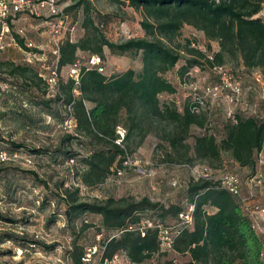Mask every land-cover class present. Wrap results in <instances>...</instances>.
<instances>
[{
    "label": "trees",
    "instance_id": "1",
    "mask_svg": "<svg viewBox=\"0 0 264 264\" xmlns=\"http://www.w3.org/2000/svg\"><path fill=\"white\" fill-rule=\"evenodd\" d=\"M121 1L142 16L139 25L144 36L117 42L109 40L88 16L90 2L79 0L75 6L84 4L86 15L82 26L85 34L75 42L68 39L60 42L58 69L64 66L69 69L79 62L80 94L73 96L72 81L68 79L62 83L59 75L60 94L53 95V98L40 96L36 101L39 108L47 110L57 103L69 105L74 130L95 142L84 155H80L70 147L77 138L65 133L52 146L31 149L36 155H46L62 163L72 161L74 173L86 186L104 182L113 167L114 175L122 169L123 156L127 153L124 144L136 136L140 143L155 123L169 120L175 124L174 138L170 141L172 147L183 140L192 124H204L203 113H190L186 106L179 112L174 105L160 104L161 95L175 92L165 74L179 60H184L179 68L180 74H189V70L195 68L200 70L204 64L212 71L213 66H222L227 59H232L245 70H258L264 80V21L258 16L264 0ZM185 25L201 32L208 43L216 42L218 49L209 52L207 44L205 51L187 41V56H182L172 43ZM17 35L13 37L16 44L25 49L23 38ZM104 49L118 56L138 55L140 69H126L107 76L95 68L88 69L86 62L76 59L78 51L87 52V58L90 55L102 58ZM207 54L211 55V59ZM4 64L9 65V75L22 77L19 86L24 92L29 90L26 93H32L33 87L43 79L28 65ZM117 126L125 130L123 146L114 143ZM194 148L199 158L203 159H219L222 151L229 153L231 161L250 171L249 177L256 172L259 154L264 149V120L257 114L236 113L224 124L223 138L219 142L212 135H202L195 138ZM77 164L81 165L80 170ZM191 177L184 189L185 207L177 204L165 207L147 196L107 197L87 202L80 199L78 188L62 183L56 185L55 192L64 205L66 225L75 224L85 214L98 215L100 228L112 233L102 241V259L122 253L130 263L144 262L160 251L158 230L145 228L142 236L140 226L150 220L174 227L179 223V214L191 207V223L179 230L173 238L171 250L165 251L183 258L176 264H264L260 234L252 228L238 200L215 181ZM115 178L120 177L115 175ZM40 181L47 186V182ZM147 211H158L162 218L171 215L175 220L165 223L159 218H142ZM2 219L14 223L0 214ZM86 227L89 225L84 223L83 228ZM3 239L15 240L12 235ZM17 242L21 246L31 243L46 250L54 248L52 244L23 237ZM85 254L83 246L72 241L64 255L68 264H89L83 261ZM16 264H22V261Z\"/></svg>",
    "mask_w": 264,
    "mask_h": 264
},
{
    "label": "rangeland",
    "instance_id": "2",
    "mask_svg": "<svg viewBox=\"0 0 264 264\" xmlns=\"http://www.w3.org/2000/svg\"><path fill=\"white\" fill-rule=\"evenodd\" d=\"M78 1L59 0V4L66 9L68 15V22L60 35V42L65 39L75 42L85 34L82 26L86 15L84 4L75 6ZM88 1L90 2L88 16L93 21V25L109 40L117 42L144 36L139 25L142 16L126 2ZM72 6L75 7L69 9ZM258 16L264 21V5ZM10 27L12 37L21 30L24 38L36 46L34 49L36 52L51 57V46L48 41L49 26L44 17L21 15L11 22ZM187 41L205 51L207 44H209V52L218 49L216 42L208 43L201 32L185 25L173 40L172 46L179 49L182 56H187L185 49ZM18 47L17 44L11 43L0 50V149L5 150L10 156L8 160L0 162V214L14 221L10 223L5 221L6 219L0 220V264H16L19 260L22 264H68L64 254L70 248L72 241L82 245L86 253L94 251L89 264L100 263L102 241L112 233L100 228L98 215L85 214L75 221V224L66 225L63 215L64 205L55 192L59 183L78 188L80 199L87 202L103 200L107 197L147 196L165 207L175 204L185 207L187 202L184 189L192 178L186 165L206 166L214 175L230 172L236 174L242 182L250 174L249 170L231 161L229 153L224 151L220 153L219 159L199 158L194 145L195 138L202 135H212L216 142H219L223 138L224 124L236 113L245 111L249 114H257L264 120V80L258 70H245L235 60L227 59L222 66L240 84L244 94L241 102L234 103L223 96L210 101L208 109L203 112L204 124L202 126L192 124L183 140L178 141L175 147L170 145L171 139L174 138L175 124L169 120L155 123V127L140 143L136 136L124 144L130 156L138 157L146 164L140 166L141 171H137L135 167L121 166L122 175L117 179L113 167L104 182L86 186L74 173L72 168L75 165L72 161L62 163L60 160L51 159L46 155H36L31 151L33 148L54 145L65 133L77 138L71 142L70 147L73 152L80 155H84L95 142L77 133L74 126L70 129L63 128L61 125L63 118L68 114L71 115L68 105L57 103L49 110L37 106L38 97L53 98V94H47L43 79L33 87L32 93L24 94V89L19 86L22 77L9 75V65L4 63L28 65L37 73H41V69L37 64L27 63L22 52L23 48L18 49ZM87 56V52L78 51L76 59L85 63ZM102 59V74L107 76L121 73L126 69L138 71L141 67L138 55L118 56L104 49ZM183 62L184 60H179L176 66L165 74L166 79L175 87V92L159 97L162 106L174 105L179 112H182L186 106L188 93L191 92L192 87L201 89L215 82V75L206 64L195 72L191 69L189 74H180L179 68ZM59 75L60 81L65 83L69 79L68 67L61 68ZM262 156L264 160V150ZM77 167L80 170L81 165L77 164ZM148 170L151 171L150 175L147 173ZM40 180L47 182L48 187L42 185ZM245 187L242 186V191L246 192L245 194L251 193L253 199L264 196V193H259V189ZM142 218H159L165 223H172L175 220L171 215L162 218L158 211H147L143 213ZM84 223L89 227L83 228ZM7 235H12L15 240L3 239ZM20 237L43 242L46 245L52 244L54 248L46 250L31 243L21 246L17 242ZM7 251L10 253H3ZM182 260L183 258L173 253L159 251L139 264H164L168 261L176 264Z\"/></svg>",
    "mask_w": 264,
    "mask_h": 264
},
{
    "label": "built area",
    "instance_id": "3",
    "mask_svg": "<svg viewBox=\"0 0 264 264\" xmlns=\"http://www.w3.org/2000/svg\"><path fill=\"white\" fill-rule=\"evenodd\" d=\"M21 15L44 17L46 19V23L49 26L48 41L51 46V57L36 52L34 50L36 46L31 41H27L24 38L21 30H19L17 34L24 40L25 49H22V52L24 53L25 61L40 66L42 74L39 73V76H41L45 82L47 94H60L58 69L60 35L62 34L64 25L68 22V15L64 7L59 4V0H0V50L4 49L6 45L11 43L16 45L14 38L11 36L10 24L16 17ZM192 46L194 45L192 44ZM207 57L211 59L210 54H207ZM102 63L103 59L100 56L90 55L87 58L86 66L88 69L95 68L98 72L102 73ZM193 70L195 72L197 69L195 68ZM212 73L215 75L214 83L203 86L201 89L192 87L191 92L188 93L186 107L190 113L198 114L205 112L208 109V103L210 101H215L222 96L234 103L242 101L244 94L240 84L232 78L231 74L224 70L223 66H213ZM68 77L72 81L71 93L73 96H78L80 94L79 62H76L68 69ZM68 108H70L69 105ZM61 125L63 128L67 129L74 126L70 114L63 118ZM124 136V128L122 126H117L115 129L114 143L123 146ZM9 158L10 156L7 152L0 149V162H4ZM143 164L146 165L138 157H132L128 153H125L123 156V167H135L137 171H141L140 166ZM263 164V156L260 153L256 172L245 178L243 182L236 174L229 172H221L219 175H214L206 166L191 167L186 165L185 167L190 170V173L194 178L215 181L220 187L226 189L238 200L243 212L249 218L252 228L258 234L264 235V206L255 202L251 193L245 194L242 191V186L245 185L254 189L264 185ZM147 173L150 175L151 171L148 170ZM115 175L116 177H121L122 169H118ZM191 210L192 208L190 207L187 211L180 213L178 216L179 223L174 227L164 226L157 221L152 222L146 220L140 226L139 230L141 235H144L145 228H156L158 230L160 251H169L171 250L174 236L180 229L191 223ZM93 253L94 251L87 252L83 261L88 263L91 262ZM99 260V264H126L129 262L122 253H116L110 258L104 259L100 256Z\"/></svg>",
    "mask_w": 264,
    "mask_h": 264
},
{
    "label": "crops",
    "instance_id": "4",
    "mask_svg": "<svg viewBox=\"0 0 264 264\" xmlns=\"http://www.w3.org/2000/svg\"><path fill=\"white\" fill-rule=\"evenodd\" d=\"M18 49H20V48H18ZM24 94H26V92ZM261 155H263V151L261 152ZM262 169L264 170V166H262ZM245 186L248 188L247 185H245ZM257 189H259L260 194L264 193V185L262 187L255 188L254 190H257ZM244 193H246V192H244ZM254 201L259 203L260 205L264 206V196H261L260 199H254ZM260 237H261L262 242H263V256H264V235H260Z\"/></svg>",
    "mask_w": 264,
    "mask_h": 264
}]
</instances>
